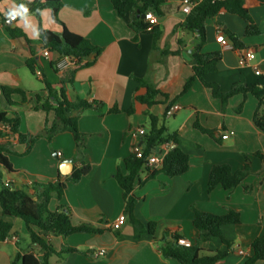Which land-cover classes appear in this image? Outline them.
<instances>
[{
	"label": "crops",
	"instance_id": "crops-1",
	"mask_svg": "<svg viewBox=\"0 0 264 264\" xmlns=\"http://www.w3.org/2000/svg\"><path fill=\"white\" fill-rule=\"evenodd\" d=\"M34 1L0 0L3 22L0 26V111H8L2 87L25 91L30 98L28 102L10 109L20 117V132L35 135L42 132L46 120L51 123L55 118L53 111L41 109V103L49 94L47 86L53 93L62 89L69 100H85L102 107L100 111L90 108L68 113L77 117L81 161L88 164L90 170L78 180L66 182L61 200L53 197L48 203V207H53L51 210L60 204L67 207L72 224H89L100 232H76L67 236L41 233L56 252L62 247L77 249L52 254L50 264H179L175 259L162 257L159 243L146 230L135 237L127 218L117 234L110 227V223L124 213L122 188L115 174L118 170L124 171L125 158L135 145L141 144L136 129L143 127L146 132L149 125L143 107L132 114L126 112L132 105L137 78L150 80L168 95L167 99L158 96V102L148 111L159 116L169 132H177L179 147L189 155V168L174 177L163 173L149 177L153 168L141 170L133 191L138 197L136 217L143 225L156 224L154 237L157 240L165 234H174L193 243L198 237L192 226L193 206L218 215L234 210L240 214V222L224 225L221 229L222 236L231 241L232 246L228 247L218 237L208 236L201 247L227 252L216 264H244L245 256L238 250L250 253L253 239L264 234V133L252 119L258 102L250 93L236 94L222 107L210 88L198 79L172 102L193 74L192 50L199 39L197 33L179 27L186 16L182 0H169L161 5L156 39L151 30L136 35L128 25L129 14L119 17L111 0H61L57 12L59 20L69 31L84 36L100 49L99 53L82 59L58 56L53 52L44 56L45 48L38 37L32 36L31 29L24 27L20 17L5 22L4 14L14 5L23 3L27 7ZM29 13V22L38 33L40 29L62 31V26L52 20L50 8ZM250 14L262 34L245 35V22L227 12L205 21L206 42L202 51H218L221 58L216 72L204 78L216 82L222 91L235 84H256L264 92V77L254 73V67L264 70V5L252 7ZM9 29L19 37L14 38ZM226 31L236 35L238 46L231 43L224 47L217 40L220 32L228 38ZM247 49L254 51V59L239 65L238 58ZM164 50H179L180 53L163 54ZM30 57L37 61L40 76L32 74L27 67ZM59 62L63 63L62 67L58 66ZM36 95L40 101L36 100ZM9 98L15 103L21 99L18 94ZM49 99L50 104H56L52 96ZM240 104L242 109L237 112ZM112 107L119 110L109 112ZM195 121L213 130L217 140L195 128ZM1 141L17 153L6 154L12 172L0 171L1 182L15 188L29 185V182L54 181L58 175L64 180L81 163L76 159L75 142L69 132L55 134L51 142L40 137L28 152H25L26 145L17 142L13 134ZM163 150L162 144L154 152L160 154ZM69 158L72 162L67 161ZM245 163L250 173L242 184L229 190L218 186L207 191L213 165L227 164L239 170ZM244 186L250 190H245ZM5 219L11 222L12 230L0 241V264H12L17 252H33L39 257L24 221L14 217ZM99 251L103 254H95ZM254 264H264V261Z\"/></svg>",
	"mask_w": 264,
	"mask_h": 264
},
{
	"label": "trees",
	"instance_id": "trees-1",
	"mask_svg": "<svg viewBox=\"0 0 264 264\" xmlns=\"http://www.w3.org/2000/svg\"><path fill=\"white\" fill-rule=\"evenodd\" d=\"M167 1L169 0H111V5L119 17H124L129 14L130 20L128 25L134 30L136 35L151 30L154 39H156L159 35L157 24H150L144 18H141L140 15L151 10L156 16H160L162 14L161 5ZM193 1L195 4L179 25L181 29L197 33L199 36L192 50V57L194 59V64L192 65L193 74L186 80L181 93L172 102L187 92L197 79L204 86L210 88L212 96L221 101L222 107L225 106L230 97L236 94H243L245 96L250 93L258 102L252 117L253 123L264 133V92L256 84H235L227 91H222L216 82L206 81L204 78L205 75L216 72L221 54L218 51H202L203 45L206 42L205 21L207 18H212L220 12H227L239 16L245 22V35L262 34V31L257 27L250 14V9L256 6H263L264 0ZM61 5V0H35L27 6L29 12L38 11L43 7L50 8L52 20L62 26L60 33L40 29L38 39L42 46L49 52L56 53L58 56H70L76 59H82L91 54L99 53L100 49L98 47L92 45L84 36L69 31L59 20L57 12ZM9 31L14 38L19 37L14 30L9 29ZM226 34L233 46L239 45L238 38L234 33L226 31ZM168 53L179 54L180 51H163V54ZM26 65L31 73L35 74L38 65L33 57L27 59ZM136 80L138 85L133 96L132 105L126 112L132 114L137 112L140 107H143V112L148 116V130L141 139L143 157L153 152L156 147L162 144L170 145L169 150L164 154L161 167L153 168L150 171L149 177H154L157 173H163L168 177L181 175L189 168V155L179 147L177 132H169L162 119L148 111L152 105L158 102V96L167 99L168 95L158 89L148 79L137 78ZM47 88L49 89V94L41 103V109L45 112L53 111L55 118L51 123L46 120L42 132L32 135L20 132V117L17 112L10 109L11 106L27 103L30 98L21 89L2 87L8 111H0V125L4 123L8 124L9 131H5L0 127V171L1 169H5L8 172H12L11 164L6 154H17L10 149V146L6 142L1 141L9 134L15 135L17 142L25 144V152H28L40 137H45L51 142L55 134L69 132L75 142L76 159L80 160L81 163L80 166L74 167L72 173L64 180H61L58 175L54 181L46 183L32 182L20 188L12 187L9 183H2L0 175V210L2 215L0 218V241H3L12 230L11 222L6 220L5 217L20 218L26 225L32 244L36 246L40 253V256L37 257L33 252H17L11 260L12 264H50L49 257L52 254L77 251L76 248L62 247L59 252H56L51 243L41 233L46 234L52 232L55 235L67 236L76 232H100V229L89 224H72L67 207L60 204L57 209L51 210L48 208V203L53 197L61 200L66 182L76 181L90 170V166L81 161V133L77 126V117L68 115V113L73 110L82 111L90 108L100 111L102 107L94 106L85 100H69L62 89L58 93H53L50 90V86H47ZM12 94H18L20 96L21 99L18 103L13 102L9 98ZM51 96L56 101L55 105L50 104L49 98ZM35 98L37 101H40L39 95H36ZM241 109L242 104L236 108V111L240 112ZM260 109L261 112L259 111ZM118 110L117 107L108 109L109 112H117ZM193 125L202 133L217 140L213 135V130L201 126L197 121ZM143 157H137L133 151L124 160V171L118 170L115 174V178L122 188L124 214L133 227L134 236L139 237L146 230L159 243L162 257L175 259L179 264H216L227 255V252L203 249L201 243L208 236H213L220 238L222 243L231 247V241L226 240L222 236L221 229L227 224H238L240 222V214L234 210H228L227 213L218 215L199 210L193 206L192 226L194 231L198 233V237L193 243L189 246L179 245L176 242L179 236L174 234H165L161 239L157 240L154 237L156 224L154 222H147L146 225H143L135 215V206L138 202V197L133 191L136 183L139 181L141 170H149ZM249 173L250 169L247 163L239 170H233L227 164L213 165L208 175L207 191L211 192L218 186L226 190L235 188L242 184ZM244 189L250 190V187L244 186ZM115 233H118V229L115 230ZM257 261H264V234L253 239L251 252L245 256L244 264H254Z\"/></svg>",
	"mask_w": 264,
	"mask_h": 264
},
{
	"label": "built area",
	"instance_id": "built-area-1",
	"mask_svg": "<svg viewBox=\"0 0 264 264\" xmlns=\"http://www.w3.org/2000/svg\"><path fill=\"white\" fill-rule=\"evenodd\" d=\"M194 1L192 0H182V10L184 13H189L191 8L193 7L194 5ZM144 19L146 21H148L150 24H156L158 22V17L156 16L155 13H153L151 10H148L147 12L144 13ZM3 25V22L0 20V26ZM217 40L224 46V47H229L231 42L229 41V39L222 33H218L217 35ZM49 54V51L47 49H45L43 51V55L44 56H47ZM254 59V51L250 50V49H247V50H244L239 58H238V64L239 65H244L246 64L248 61H251ZM62 62H59L58 63V66L59 67H62ZM254 73L257 75V76H263L264 77V70H260L258 67H254ZM35 75L36 76H40L41 75V72L39 69H36L35 71ZM176 108H178L176 106ZM0 127L2 129H4L5 131H9V125L8 124H1ZM136 133L141 137V139L143 138V136L145 135V130L143 129V127H139L136 129ZM164 146V150L160 153V154H156L154 151L149 153L147 156L143 157V153H142V147H141V144L139 145H135L134 148H133V151L135 152L136 156L137 157H143L146 161V164L148 167H151V168H159L161 167L162 165V161H163V157H164V154L169 150L170 148V145L169 144H163ZM60 154V153H58ZM32 182H29V184H31ZM126 220V215L123 213V214H120L114 221H112L110 223V227L113 229V230H117V229H120L122 223ZM177 244L179 245H182V246H189L191 243L189 240L187 239H184V238H178L176 240ZM238 253L240 255H243V256H247L249 255L248 252H244L243 250H238ZM95 254H99V255H102L103 254V251H99L98 253H95Z\"/></svg>",
	"mask_w": 264,
	"mask_h": 264
},
{
	"label": "clouds",
	"instance_id": "clouds-1",
	"mask_svg": "<svg viewBox=\"0 0 264 264\" xmlns=\"http://www.w3.org/2000/svg\"><path fill=\"white\" fill-rule=\"evenodd\" d=\"M5 15V22L8 20H15L17 17H20L21 21H23L24 27L26 29L30 28L32 31L33 37H38L37 29L29 22V10L25 4L21 3L19 5H14L12 9H10Z\"/></svg>",
	"mask_w": 264,
	"mask_h": 264
},
{
	"label": "water",
	"instance_id": "water-1",
	"mask_svg": "<svg viewBox=\"0 0 264 264\" xmlns=\"http://www.w3.org/2000/svg\"><path fill=\"white\" fill-rule=\"evenodd\" d=\"M140 16H141V18H144V14H141ZM67 161H68V162H72V159L69 158V159H67ZM65 174H68V173H65Z\"/></svg>",
	"mask_w": 264,
	"mask_h": 264
},
{
	"label": "rangeland",
	"instance_id": "rangeland-1",
	"mask_svg": "<svg viewBox=\"0 0 264 264\" xmlns=\"http://www.w3.org/2000/svg\"><path fill=\"white\" fill-rule=\"evenodd\" d=\"M48 208H49V209H52L53 207H52V205H50Z\"/></svg>",
	"mask_w": 264,
	"mask_h": 264
}]
</instances>
